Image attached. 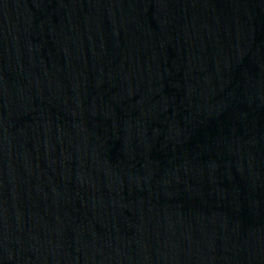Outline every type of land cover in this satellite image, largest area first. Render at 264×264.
<instances>
[{
	"label": "water",
	"instance_id": "95a60500",
	"mask_svg": "<svg viewBox=\"0 0 264 264\" xmlns=\"http://www.w3.org/2000/svg\"><path fill=\"white\" fill-rule=\"evenodd\" d=\"M0 264H264V0H0Z\"/></svg>",
	"mask_w": 264,
	"mask_h": 264
}]
</instances>
